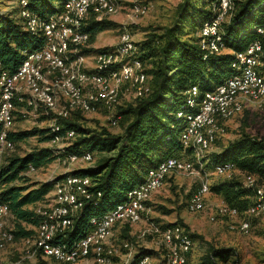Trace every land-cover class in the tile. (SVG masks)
<instances>
[{"label": "trees", "instance_id": "trees-1", "mask_svg": "<svg viewBox=\"0 0 264 264\" xmlns=\"http://www.w3.org/2000/svg\"><path fill=\"white\" fill-rule=\"evenodd\" d=\"M25 1L21 9L42 19L60 15L65 6V0ZM216 6L217 0H183L177 7V19L172 27L163 29L162 34L151 33L145 41L139 43L143 54L141 58L138 55L139 59L143 63L154 60L151 69L145 70L152 79V91L150 89V95L138 99L132 106L118 107L124 129L121 135L106 130L97 132L86 129L78 122L77 113L75 117L72 115L69 119L59 120L63 130L73 129L78 134L74 144L63 156L85 152L100 155L94 166L69 173L89 177L94 185L92 190L102 196L86 203L68 233V240L88 232L91 217L102 215L124 203L128 192L145 181L150 169L169 158H185L180 138L186 119L180 117L179 113L189 114L194 111L189 106L191 97L187 92L197 88L198 95L192 99L196 104L202 102L206 94L235 74L232 64L236 53L245 52L255 42H260L264 48V36L259 34V29L264 28V0H243L237 3L229 21L222 24L223 43L230 53L210 54L203 51V40L197 39L196 33L212 20ZM8 15L11 14L0 10V82L3 72L16 74L26 54L38 50L45 43L42 36L24 28L21 18L16 20ZM96 15L93 14L94 18L88 24L85 22L83 27L85 32L91 34V39L97 33L116 26L107 20L98 21ZM13 101L15 109L10 112L9 121H13V114L19 106L16 98H13L10 101L11 108ZM6 102L0 85V112ZM8 116L9 112L0 121H6ZM42 117L47 121L52 118L47 115ZM2 130L0 124V133ZM49 133L50 129H33L21 133L10 131L9 139L16 143L43 134L46 136L44 140L49 141ZM191 153V150L187 151L188 155ZM57 156H62V153L56 155L53 149L42 148L25 157L10 158L6 165L0 167V198L9 204L11 215L15 218L17 231L12 232L14 236L25 239L34 234V231L26 230L21 224L26 222L36 228L42 219L34 209L30 211L27 207L43 202L53 190L55 182L42 184L26 194L23 193L28 189L9 185L27 171L30 165L40 168ZM204 162L205 168L234 163L242 173L253 175L259 184H264V139L244 134L225 146L221 152L210 154ZM210 191L220 196L228 207L240 213L255 203L253 189L246 187L240 176L211 185ZM172 226L175 225L169 227ZM146 253L153 254L151 251L142 252L134 259V263L145 257ZM232 259V264H237V253L233 249L213 248L201 264H227Z\"/></svg>", "mask_w": 264, "mask_h": 264}, {"label": "rangeland", "instance_id": "rangeland-1", "mask_svg": "<svg viewBox=\"0 0 264 264\" xmlns=\"http://www.w3.org/2000/svg\"><path fill=\"white\" fill-rule=\"evenodd\" d=\"M114 1L115 7L111 10L98 12L95 8H91L83 20L82 28L85 22L88 24V21L94 18L92 16L93 14H98L96 15L97 17H95L98 21L107 20L114 23L116 26L112 29L97 33L93 39H91V34L87 32L88 39L68 52V57L72 56L73 59H79L81 61L80 68L82 70H97L99 64L96 54L116 48L120 43L119 41L122 34L125 32L132 36L133 42L139 49V57L141 58L143 54L139 43L145 41L151 33L162 34L163 29L172 27L177 19V7L183 0H139L143 4L149 6V12L145 15L135 14L132 11L133 0ZM219 1L220 0H217V3ZM22 2L23 0H0V10L7 14L10 13L11 15L8 16L14 19L21 18L22 21H25L23 25L31 29L27 21L34 19L35 16L30 11L21 9L23 6ZM215 14L219 15L218 6L214 9V15ZM232 14L233 11L227 13V15L221 14L220 35L222 37V24L225 21H229ZM27 27L24 28L27 29ZM34 31L40 32L36 34L45 39L41 31ZM118 36L119 40H117ZM46 42L47 39H45L44 45H46ZM203 44L204 42H201L202 50L208 51L210 54L226 52L224 45L217 51H211L205 50ZM44 45L38 50L43 49L45 47ZM22 53H24V51ZM137 53L138 51H136L131 58L135 59ZM152 61L154 60L145 61L144 70L151 69ZM68 64L71 65V63ZM259 70L264 74V55L260 62ZM147 77V87L152 91V79L148 74ZM43 81L41 85L42 91L46 88L55 90V99L53 102L55 104L54 115L47 112L45 107L44 95L47 94V91L40 96L38 93L31 91L26 83H18L14 88V96L19 106H17L18 108H16L13 114V121H15L13 132L21 133L31 132L33 129H49L51 122L45 119L43 120L42 115L52 116L50 121H59L60 119H69L72 115L74 116L75 113H77L79 114L77 117V119H79L78 122L83 125L84 128L97 132L106 130L111 134L121 135L124 129L121 124L122 116L118 115V107L132 106L138 99L144 98L149 94L138 93L136 88L132 87L129 82H125L121 84L118 89L117 104L108 107L105 103H100L94 110L81 112L72 107L70 101L71 96L65 93L66 88L64 84L66 79H63L59 72H53L49 69L44 70ZM59 86H61L62 89H57ZM51 89L48 90L50 91ZM79 90L82 96L88 95L94 91L91 86L85 84L80 86ZM134 92L144 97L136 98ZM187 94L191 97L188 102L189 106L193 108L194 111L189 114L180 112L179 116L185 117L186 121H189V118L195 115L199 110L205 97L202 102L196 104L192 98L198 95V91L193 92L191 90L187 92ZM14 101L6 121H9L10 112L15 109ZM65 111H68V117L59 118V115ZM54 117H57V120H53ZM116 119L120 121V124L116 127L111 126L109 121H115ZM215 121H229L230 123L227 122L225 124L224 131L217 145H215L214 150H212L209 155L221 152L225 146L239 139L244 134L264 139V100L259 103L245 102L240 112L229 118L216 119ZM45 137V135L39 134L16 142L15 150L7 155L6 159L0 163V167L6 165L10 158L25 157L37 149L50 148L55 151L56 155L61 154L50 147L49 142L44 140ZM66 156L67 155L63 156V154L60 157L57 156L40 168L34 167V171L28 169L9 186L28 189L23 193L26 194L28 191L36 189L42 184L59 179L66 174L70 168L69 165L64 164ZM99 156L98 153H95L94 157L96 162ZM95 164L96 163L89 166L75 165L72 168L75 170L86 169ZM239 176V174H236L235 177ZM226 179V177L217 176L214 173V168L211 166L206 167L204 172L198 170V173L194 175L181 174L170 178L165 187L152 197L149 203V211L139 224L128 225L117 229L113 246L117 248L118 253L115 257L114 264L130 263L138 255H141L142 252L150 251L153 254L146 253V256H150L151 264H167L164 257L163 242L160 232L170 225L185 227L186 230L191 233L194 240V248L191 253L192 263L190 262V264H201L204 257L212 251L213 248L233 249L235 253H237V264H264V217L252 219L250 232L243 235L238 230L234 229L236 224L232 219L217 218L215 221L211 220V217L216 216L219 207L223 205V200L220 196L210 194L207 198L206 210L203 212L190 213L188 210L190 197L203 183H208L211 186ZM42 203L43 202H38L35 205H29L27 209L32 211L36 206ZM0 224L2 225V230L6 233L17 231V224L12 215L7 217ZM21 225L28 231H35L34 226L29 223L25 222ZM2 243L3 242L0 241V264H54L43 258L40 254L31 253V249L24 244L23 238L14 236V240L6 242L5 244L3 243V247L1 246ZM126 244L129 245V248L124 247ZM233 259L227 264H232ZM76 264L95 263L92 260H87L80 261Z\"/></svg>", "mask_w": 264, "mask_h": 264}, {"label": "built area", "instance_id": "built-area-1", "mask_svg": "<svg viewBox=\"0 0 264 264\" xmlns=\"http://www.w3.org/2000/svg\"><path fill=\"white\" fill-rule=\"evenodd\" d=\"M221 11L222 8L219 9L217 19L220 18ZM46 45H49V52L36 57L32 64L27 65L25 73L20 78H9L5 75L0 85L26 82L28 71L35 67L37 60H55L52 52L50 26L47 28ZM243 59L244 63L251 65V54L244 56ZM245 82H251L249 77L244 79L242 83ZM222 94L216 92L208 94L206 107L210 100H215ZM204 111L206 108H202L201 114ZM49 122H51L48 141L50 147L63 154L74 144L78 134L73 129L63 130L59 124L60 121ZM227 122L229 121H184L185 127L180 139L185 158H169L150 169L145 181L128 192L124 203L102 215L91 217L88 232L71 240H68V233L72 230L78 214L88 201L93 202L95 198H100L102 195L101 193L96 194L92 190L94 185L89 177L69 174L75 171L72 168L75 165L89 166L96 163L95 153L85 152L81 155H67L64 164L70 166L69 171L60 180H53L55 182L53 190L45 197L42 204L34 208V212L41 217L42 221L35 228L33 235L23 239L24 244L31 249V253L40 254L54 264H76L87 260H92L95 264H114L118 253L117 248L113 246L117 229L139 224L149 211V203L152 197L165 187L170 178L181 174L194 175L198 173V170L204 172L206 166L204 161L217 145ZM14 123L15 121H0L3 126L0 133V163L15 150V143L9 139V133L13 130ZM109 124L116 127L120 121L116 119L109 121ZM188 150H191V155L187 154ZM29 169L34 171V167L31 165ZM214 173L227 179H232L236 174H239L244 185L253 189L255 203L247 211L240 213L237 209L228 207L223 201V205L219 207L216 216L211 217L212 221L217 218L232 219L236 224L234 229L243 235L248 234L252 219L264 217V184H259L257 177L242 173L234 163L217 164L214 167ZM210 194V185L203 183L190 197L189 212L200 213L205 211L207 198ZM10 215L9 204L0 198V223ZM1 226L0 224V241L4 244L13 241L14 235L4 232ZM160 235L167 264H189V256L194 248L191 233L185 227L175 225L164 229ZM3 243L1 244L2 247L4 246ZM124 247L129 248V245L126 244ZM127 264H151L150 256H145L135 263L133 259Z\"/></svg>", "mask_w": 264, "mask_h": 264}, {"label": "bare ground", "instance_id": "bare-ground-1", "mask_svg": "<svg viewBox=\"0 0 264 264\" xmlns=\"http://www.w3.org/2000/svg\"><path fill=\"white\" fill-rule=\"evenodd\" d=\"M80 1L82 2L80 3ZM242 1L220 0L217 3L218 8H222L220 18L217 19L219 15L215 14L212 20L206 23L204 27L199 30L197 29L198 32H195L196 38L203 40L205 50L217 51L223 47V37L220 35L221 14L227 15L231 11L234 12L237 3ZM114 7V0H65L64 12L60 15H53L46 19L34 15V19L27 21L32 31L34 33H40L34 30L41 31L45 39H47V28L48 26L51 27L52 52L55 60H37L35 67L28 71V80L21 82L26 83L31 91L38 93L40 96L47 91V94L44 95L47 112L53 114L55 110V104L53 103L55 90L46 88L42 91L41 89V85L44 82V70L48 69L53 72H59L61 77L66 79L64 84L66 88L65 93L71 96L72 107L81 112L94 110L100 103H105L108 107L117 104L118 89L125 82H129L132 87L136 88L138 93L150 92V89L147 87L148 77L144 70V63L137 57L139 49L133 42L132 36L127 32L122 34L120 43L116 48L96 54L99 64L97 70H82L79 59H73L72 56L68 57L69 50L71 51L88 39L87 32L82 28L83 20L87 16L88 11L91 8H95L96 11L101 12L111 10ZM132 11L135 14L145 15L149 12V6L139 0H133ZM24 27L27 26L24 25ZM215 30L217 31L215 32ZM263 30L259 29V34L262 36H264ZM44 46L43 49L27 53L18 72L14 75L3 72L1 80L5 75L9 78H20L25 73L27 65L32 64L36 57L49 52V45ZM136 51H138L136 58L132 59L131 57ZM253 52L254 54H252ZM250 54L251 65L250 63H244L243 59L244 56ZM263 55L264 48L260 42L251 44L245 52L236 53L235 61L232 64V69L236 71L235 74L227 79L223 85L208 93H223L222 96L215 100H210L206 107L208 95L206 94L205 100L199 110L189 118V121L226 119L240 112L245 102L259 103L263 101L264 74L259 70ZM68 63H71V65ZM247 77H249L251 82L242 83ZM84 84L91 86L94 91L82 96L79 87ZM16 85H1L3 98H6L7 102L1 109L0 119H4L8 115L11 108L10 101L15 98L14 88ZM58 88L62 89L61 86ZM48 89L51 90L49 91ZM192 91L196 92L198 90L197 88H193ZM202 108H206V111L201 114ZM199 114L200 116H198ZM68 115V111H65L59 115V118H67ZM53 120H57V117H54Z\"/></svg>", "mask_w": 264, "mask_h": 264}, {"label": "crops", "instance_id": "crops-1", "mask_svg": "<svg viewBox=\"0 0 264 264\" xmlns=\"http://www.w3.org/2000/svg\"><path fill=\"white\" fill-rule=\"evenodd\" d=\"M114 32V31H113ZM117 40H119V36L117 37ZM107 44H110V43H107ZM225 53H230V51L229 50H226V52ZM134 95H135V97L136 98H139V97H144V96H141V95H139V94H137V93H135L134 92ZM230 123V122H229ZM214 150V149H213ZM168 228V227H167ZM190 262L192 263V260H191V254H190V256H189V264H190Z\"/></svg>", "mask_w": 264, "mask_h": 264}]
</instances>
